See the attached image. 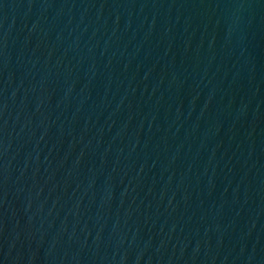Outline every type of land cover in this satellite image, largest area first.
Here are the masks:
<instances>
[{
	"label": "water",
	"instance_id": "1",
	"mask_svg": "<svg viewBox=\"0 0 264 264\" xmlns=\"http://www.w3.org/2000/svg\"><path fill=\"white\" fill-rule=\"evenodd\" d=\"M0 264H264V0H0Z\"/></svg>",
	"mask_w": 264,
	"mask_h": 264
}]
</instances>
